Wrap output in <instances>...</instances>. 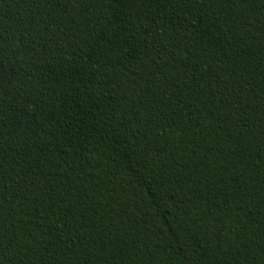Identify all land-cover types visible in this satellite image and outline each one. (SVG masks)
I'll use <instances>...</instances> for the list:
<instances>
[{
	"label": "trees",
	"instance_id": "obj_1",
	"mask_svg": "<svg viewBox=\"0 0 264 264\" xmlns=\"http://www.w3.org/2000/svg\"><path fill=\"white\" fill-rule=\"evenodd\" d=\"M0 264H264V0H0Z\"/></svg>",
	"mask_w": 264,
	"mask_h": 264
}]
</instances>
